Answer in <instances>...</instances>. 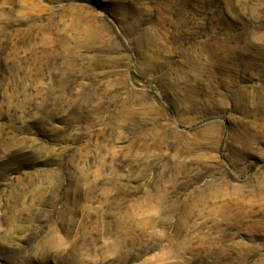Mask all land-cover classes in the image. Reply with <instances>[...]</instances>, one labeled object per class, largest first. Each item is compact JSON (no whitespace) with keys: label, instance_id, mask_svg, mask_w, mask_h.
Returning a JSON list of instances; mask_svg holds the SVG:
<instances>
[{"label":"rangeland","instance_id":"1","mask_svg":"<svg viewBox=\"0 0 264 264\" xmlns=\"http://www.w3.org/2000/svg\"><path fill=\"white\" fill-rule=\"evenodd\" d=\"M0 264H264V0H0Z\"/></svg>","mask_w":264,"mask_h":264}]
</instances>
